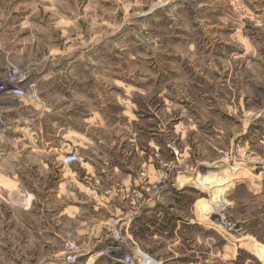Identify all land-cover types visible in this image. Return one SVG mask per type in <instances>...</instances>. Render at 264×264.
Listing matches in <instances>:
<instances>
[{
  "label": "rangeland",
  "instance_id": "obj_1",
  "mask_svg": "<svg viewBox=\"0 0 264 264\" xmlns=\"http://www.w3.org/2000/svg\"><path fill=\"white\" fill-rule=\"evenodd\" d=\"M19 72L57 113L6 98L0 153L8 140L55 138L59 122L145 178L133 151L160 142L155 189H180L167 234L126 252L146 264H264V0H0V83ZM158 124L164 133L152 135ZM8 197L0 192V264H69L64 244L84 249L48 237Z\"/></svg>",
  "mask_w": 264,
  "mask_h": 264
},
{
  "label": "crops",
  "instance_id": "obj_2",
  "mask_svg": "<svg viewBox=\"0 0 264 264\" xmlns=\"http://www.w3.org/2000/svg\"><path fill=\"white\" fill-rule=\"evenodd\" d=\"M6 98L9 96L0 99L1 115L14 110L13 106L5 102ZM20 102L26 110L29 108L47 117L57 113L55 108L42 100V94L39 102ZM52 126L57 130L55 138L43 141L14 139L4 143V146H8V151L0 153V192L9 195L8 200L12 202L14 209L33 213L40 219L39 224L46 228V235L53 240L62 242L67 235L72 241L81 243L85 264H101L103 261L106 264L123 263L113 257L118 252L106 253V247L111 243L109 225L113 218L122 219L124 248L133 249L136 243L166 236L164 212L168 207V200L172 199L171 202L175 204L173 193L180 189L175 187L171 192L155 189L154 184L159 181L163 169L160 158L162 155H155L160 150V142H149L148 152L139 151L138 147L133 151L134 156L140 155L141 158L139 170L146 176L141 178L133 170L123 171L121 167L111 166L105 155L100 154L102 156L98 158L91 138L80 135L73 142L67 138L70 135L65 132L67 128L64 125L53 122ZM161 133L164 130L158 124L152 135L161 136ZM3 142L0 140L1 145ZM71 151H76L78 155L87 152L91 157L95 156L100 164L86 159L82 165L66 167L62 161ZM132 154H126L127 158L124 159L128 161ZM119 177L121 189L117 190L112 185ZM144 181L146 185L141 187ZM134 189L137 190L136 193H132ZM110 190L112 192L108 193ZM67 225L70 230H65L61 236L49 231L50 227ZM177 228L176 225L174 230ZM32 233L35 234L34 231ZM172 239L178 241L180 238ZM63 249L60 256H63ZM145 261L146 259L143 263L146 264ZM153 262L159 264L158 261Z\"/></svg>",
  "mask_w": 264,
  "mask_h": 264
},
{
  "label": "built area",
  "instance_id": "obj_3",
  "mask_svg": "<svg viewBox=\"0 0 264 264\" xmlns=\"http://www.w3.org/2000/svg\"><path fill=\"white\" fill-rule=\"evenodd\" d=\"M5 96L33 103L41 100V93L39 91L37 81L33 80L30 77V74L20 72L16 73L12 79H7L4 83H0V99ZM1 126L2 115L0 114V127ZM62 162L64 166L70 167L73 164H82L84 159H82L77 153H70L64 157ZM111 223L112 224L109 230L111 243L106 247V253H123L121 261L125 264H144L141 260V257H143L141 256L142 254L138 255L134 251L128 253L124 249V238L122 234L123 222L115 218L112 219ZM64 253L65 261L72 264L76 263L84 255V249L80 246L67 243L65 245Z\"/></svg>",
  "mask_w": 264,
  "mask_h": 264
},
{
  "label": "bare ground",
  "instance_id": "obj_4",
  "mask_svg": "<svg viewBox=\"0 0 264 264\" xmlns=\"http://www.w3.org/2000/svg\"><path fill=\"white\" fill-rule=\"evenodd\" d=\"M117 253V252H116ZM121 257V256H120Z\"/></svg>",
  "mask_w": 264,
  "mask_h": 264
}]
</instances>
